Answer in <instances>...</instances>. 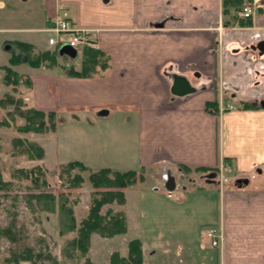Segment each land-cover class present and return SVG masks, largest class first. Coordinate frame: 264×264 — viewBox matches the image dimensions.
I'll use <instances>...</instances> for the list:
<instances>
[{"label":"crops","instance_id":"0c3cea01","mask_svg":"<svg viewBox=\"0 0 264 264\" xmlns=\"http://www.w3.org/2000/svg\"><path fill=\"white\" fill-rule=\"evenodd\" d=\"M237 10L225 14L222 0H0V16L21 14L24 21L0 27L8 33L0 40L5 52L19 41L64 56L43 36L55 18L96 30L95 48L109 56L101 75L77 78L31 67L25 72L32 84L25 98L37 109L69 113L72 119L80 112L101 125L94 140L97 147H109L112 158L96 164L76 159L88 168L148 169L142 181L124 189L125 203L113 207L125 213L127 223V231L114 236H126L130 222L124 207L132 193L138 232L126 242L140 240L143 264H264V189L236 197L181 167H232L242 174L264 168V51L258 48L264 41V1L247 20L238 18ZM77 53L82 57V50ZM176 77L190 90L174 93ZM211 101L223 109L210 112ZM248 102L257 107H241ZM125 124L135 126L133 137ZM166 172L173 173L169 182L162 177ZM192 179L195 186L185 183ZM182 204H190L191 216ZM190 225L200 228L185 244L183 231ZM212 226L224 232L220 247L206 236ZM236 240L237 248L231 245ZM232 253L244 259L235 260Z\"/></svg>","mask_w":264,"mask_h":264},{"label":"rangeland","instance_id":"374dc122","mask_svg":"<svg viewBox=\"0 0 264 264\" xmlns=\"http://www.w3.org/2000/svg\"><path fill=\"white\" fill-rule=\"evenodd\" d=\"M22 19L21 14L18 16L15 13L11 15H2L0 16V27L20 25L19 23L24 22ZM6 32L2 30L0 31V40L4 36L8 35ZM43 36H45L47 40V33H43ZM11 51V48L7 50V52L0 48V118L3 117L7 111H11L13 109V105L8 104V102L4 100L7 95H10L16 100L20 99L24 101L27 107L30 106L29 102L25 98L30 93L27 86L25 87L23 84H19L17 86L4 84L3 67L5 65H10L9 61L8 64L5 63H7V57H9V55L11 56ZM34 51L36 52L38 50L35 49ZM80 58L79 53H77L74 58H69L68 56L59 57L57 55L54 64L48 68L57 72L61 71L60 73L64 75L61 66H73L75 68H80ZM18 65H14L18 66V71H15H17L21 76L26 75L25 72H29L31 70V66L27 63H20ZM43 66L45 65H41L39 67ZM12 67L13 66H11V68ZM2 99L4 104L1 103ZM254 103L255 102H250V104L254 105V107L251 108L257 107L258 103ZM220 106L222 105L218 104V111L223 109H221ZM243 108L249 109L247 107ZM78 113V117L72 119L71 114L69 113L63 115L62 113L56 112L55 128L47 129L44 132H20L15 129L13 125L0 126V174L3 181L10 183V185L6 188L0 189V264H10L7 261V258L9 257L11 243L7 239V236L2 232V230L10 223H13V228L16 232L23 234L27 238L30 245L36 251L51 253L52 256L58 260L59 264H80L85 259H89L90 261L98 264H110V255L112 252L117 251L120 255L121 253L126 254L128 251L126 239L136 236L138 232L137 222L139 215L136 211L137 206L134 203L133 195L129 192V200L127 205L124 207L129 215V233L126 236L117 235L113 237H103L96 232H92L91 235L94 234V236L91 240L90 235V244L87 253L85 255H80L78 250H71L70 247L66 246L67 242L76 235L75 232L59 235L57 213H47L37 210L34 202L29 197L32 192L30 188V181L21 178L18 174L17 169H29L37 165L42 167L47 175L48 185L46 189L55 195L64 193L69 199L74 200V215L76 223L79 226L81 220L85 218L89 211L91 193L94 190V187L88 179V170L82 171L74 169L68 174L61 172L63 166L69 161L76 159L79 160L80 158H90L92 164L109 162L108 160H111L112 156L110 155L109 147H97V143H95L94 137L96 133H100L102 131L101 125L97 126V124L94 125L91 123L90 120L92 119H90L89 115L85 116L80 112ZM14 119L17 124L21 125L25 123V120L16 114ZM124 126L125 133L129 136L133 137V135L136 134L134 125L125 124ZM105 128L107 129L105 136L108 137L111 129L108 125L105 126ZM121 130H123V128L118 127V129L114 132L119 134L121 133L119 132ZM15 138H21L41 146L44 151L43 158L31 159L27 154L21 153L19 146L14 143ZM88 169L90 171H94L90 168ZM192 171L199 172L197 176H199L198 179L200 181H203L204 179L207 182L210 179L212 183H214L215 187L218 186L220 188L221 192L223 190H230L236 195V197L251 196L256 190L264 189V168H262L261 172H252L249 174L236 172L232 167L226 169L224 168L222 170L220 167L217 171ZM75 173H79L84 177V181L79 187H71L70 182H68ZM143 173L148 175V169L143 170ZM157 174L158 172L154 175L156 176L154 177L155 180L159 179ZM170 175L173 176V173H162V177L168 182L171 181ZM193 180L194 179L186 180L185 183L191 181L193 183ZM193 185L195 186L196 184L193 183ZM139 205L143 206V202H140ZM114 206L115 204L104 205L102 212H104L108 207L113 208ZM182 206L183 210L191 216L190 212H192L193 209L190 204H182ZM190 221V223L193 224L196 220L192 219ZM188 228L190 230L184 229L183 231L185 244H190L189 237L191 232L198 233L200 227L198 230H196L197 226L190 225ZM220 232L222 235L220 243H218V245H212L213 247H220L224 241V232L221 227ZM231 245L232 247L237 248L238 241L236 240L235 243L232 242ZM231 256H235L233 258L235 260L244 259V256L242 258L239 254L237 255V253H232ZM220 258H222V256L219 257V255L215 254L216 260H219ZM19 264L31 263L29 261H20Z\"/></svg>","mask_w":264,"mask_h":264},{"label":"trees","instance_id":"16d2710c","mask_svg":"<svg viewBox=\"0 0 264 264\" xmlns=\"http://www.w3.org/2000/svg\"><path fill=\"white\" fill-rule=\"evenodd\" d=\"M245 0H222L223 12L229 13L230 8L235 11L243 4ZM236 17V16H235ZM247 20V19H246ZM11 56L9 58V66L3 67L4 84H12L17 86L23 84L25 87L31 88V80L29 76H21L11 66L20 63H27L31 67H39L45 65L50 67L54 64L57 51H34L31 44L13 41L11 42ZM67 56V55H64ZM109 66V56L98 48L84 47L82 49L80 68L73 66H61L66 76L85 78L101 75ZM6 102L13 105L11 111L0 118V126H14L15 129L22 132H44L47 129H54L56 126V112L37 109L35 107H27L26 103L20 99H14L10 95L6 96ZM3 103V99L1 101ZM4 104V103H3ZM207 110L210 112H218V102L211 101L207 103ZM241 107H254L250 103H242ZM15 114L25 120L24 124L15 122ZM15 145L19 146L21 153H25L31 159H42L44 156L43 148L34 142H29L21 138L14 139ZM185 171H202L206 172L209 168L195 167L189 168L181 166ZM79 169L89 171L88 179L94 190L91 193V203L89 211L85 218L79 224L76 223L74 215V200L68 198L64 193L55 195L46 189L48 185L45 170L40 166H33L29 169H17L21 178L30 181V199L34 202L37 210L47 213H57L58 216V233L65 235L75 232V236L70 239L66 246L71 250H78L80 255H85L90 244V235L96 232L103 237H112L116 234H123L127 231L126 216L122 210H114L108 207L104 212V205L124 204V189L128 186L135 185L144 179L143 169L136 171L133 169L118 171L108 167L95 171H90L86 165L78 160L69 161L63 166L62 173H71L72 170ZM84 181V177L75 173L68 182L71 187H79ZM10 185L9 182L3 181L0 174V189ZM13 223L5 227L2 232L7 236L11 243L9 249V257L7 261L10 264H19L20 261H29L31 264H59L58 260L49 252L36 251L28 242L27 238L16 232ZM127 255L122 256L119 252H112L110 255V264H142V248L139 239H131L127 244ZM70 250V252H71ZM71 256V253H70ZM80 264H98L85 259Z\"/></svg>","mask_w":264,"mask_h":264},{"label":"built area","instance_id":"2783aa9c","mask_svg":"<svg viewBox=\"0 0 264 264\" xmlns=\"http://www.w3.org/2000/svg\"><path fill=\"white\" fill-rule=\"evenodd\" d=\"M264 0H245L236 12L238 18H251L257 8ZM47 33L48 44L57 50L68 45L76 52H80L84 47H96L93 34L94 29H85L78 27L73 21L67 18H55L51 26L43 29ZM206 236L211 245H218L222 238L220 227H210L206 231Z\"/></svg>","mask_w":264,"mask_h":264},{"label":"water","instance_id":"95a60500","mask_svg":"<svg viewBox=\"0 0 264 264\" xmlns=\"http://www.w3.org/2000/svg\"><path fill=\"white\" fill-rule=\"evenodd\" d=\"M258 48L264 51V41H261L258 43ZM60 53L65 54L70 57H74L76 55V51L68 45L63 46L60 49ZM189 90H190V87L188 86L185 80L178 78V77L175 78L173 86H172V91L174 93L184 94Z\"/></svg>","mask_w":264,"mask_h":264}]
</instances>
